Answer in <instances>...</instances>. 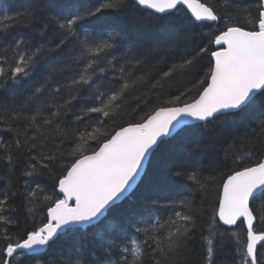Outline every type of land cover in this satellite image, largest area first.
<instances>
[{"label":"snow or ice","instance_id":"1","mask_svg":"<svg viewBox=\"0 0 264 264\" xmlns=\"http://www.w3.org/2000/svg\"><path fill=\"white\" fill-rule=\"evenodd\" d=\"M185 7L191 23L202 26L221 21L217 7L232 9L212 41L220 46L211 51L214 63L193 84L197 94L190 100L186 91L167 90L178 73L198 72L208 48L148 67L152 50L127 29H114L129 8L150 10L149 20L175 28ZM192 37L185 30L183 39ZM0 51L6 54L0 66V132L10 136L0 141V264H264V230L255 226L257 220L264 223V0H225L218 6L200 0H5ZM46 64L53 66L39 86L25 90ZM151 97L157 103L139 122L111 135L101 130L125 114L130 102L139 108ZM241 127L243 135L234 136ZM176 130L193 152L232 137L225 141V166L229 158L244 165L220 181L202 175L200 166L182 164L172 172L204 191L222 184L211 214L206 198L197 202L192 194L178 193L163 203L148 201L165 209L166 218L130 208L119 223L106 220L162 138ZM254 155L258 159L247 166ZM36 176L52 180V194L29 179ZM20 179L22 191L16 188ZM238 222L241 232L221 231V224Z\"/></svg>","mask_w":264,"mask_h":264},{"label":"trees","instance_id":"2","mask_svg":"<svg viewBox=\"0 0 264 264\" xmlns=\"http://www.w3.org/2000/svg\"><path fill=\"white\" fill-rule=\"evenodd\" d=\"M5 0H0V5H3ZM129 4L131 0H128ZM205 4H213L218 6L225 2V0H200ZM237 3L244 4L250 2V0H236ZM220 12L222 19L216 24H208L207 26H202L199 23H191L193 21L189 15L184 10L185 15L180 17L177 21L175 28L162 29L160 22L157 20H149V11L138 12L131 8L127 9L124 13L119 14L117 17V23L114 25L116 31L121 29H127L132 33L133 36L140 38L143 41L144 47L146 49H151V59L148 62V67L157 65L158 61L166 60L169 64L171 62H179L182 55L193 53L198 51L199 47L208 48V52L203 54V59L199 60L197 64L198 72L191 73H178L174 76L171 86L167 90V95H178L181 91H186L187 99H191L197 94V88L193 87L196 80L202 79L205 72L209 67L212 66L211 51H215L214 46L215 36L219 35V29H223L224 19L223 16L225 11H232V9H222L217 7ZM167 19V17H165ZM243 19V17H241ZM246 27L250 25L245 24ZM185 30H191L193 33L192 39L184 40L183 35ZM175 48L170 47L172 44H177ZM122 52H116L115 55H121ZM6 55L3 51H0V66L2 64V58ZM109 59L111 56L108 57ZM52 64H46V67L38 71L30 80V84L26 86L25 90L30 87L39 86L43 76L46 74L47 69L51 68ZM159 65L157 70L159 69ZM166 70V69H165ZM147 71V68L144 69ZM142 74L138 72L137 75ZM190 90V91H189ZM202 90V89H200ZM85 94L88 89L85 86ZM63 95V93H61ZM134 95H140V92H135ZM167 98V96L163 97ZM157 101L155 97H151V102L145 106L143 103L137 105L135 102H130L129 105L125 107V114L121 115L119 118L113 120H107L105 125H102L101 130L107 131L109 135L114 134L120 126L126 127L128 123L139 122L141 117L149 113L152 108L156 105ZM93 117L99 119V114H92ZM72 116L66 119V123H71ZM77 126V125H73ZM80 127H83L80 125ZM245 128L241 127L239 132L234 133L236 137L242 136ZM10 138L9 134L0 132V141H8ZM232 137L225 135L222 140L214 143L210 146L204 147L198 152L190 151L191 144L188 143V139L184 136L183 131L180 130L172 138L163 141L159 147L155 150L149 159L145 174L134 190V192L127 197L119 205L114 206L107 213L106 220H111L113 222L119 223L121 220L125 219L128 210L134 209L137 213H142L143 215L152 214L154 216H164L166 218L167 212L165 209L160 208L157 205H152L148 203L149 200H160L161 203L164 202L166 197L175 196L179 194H192V197L199 202L201 198H206L209 203L205 204V207L209 209V215L211 214V202L215 200L216 195L221 191L222 184L213 183L211 188L207 191L199 189L195 184L188 180H178L172 175V172L180 165H186L191 167L200 166L202 175L208 176L212 175L217 181L226 179L227 175L235 169L239 170V167L244 165L233 164L231 158L228 159L227 165L225 166V153L224 148L227 142H231ZM67 147H72L71 144ZM91 147H96L95 142H91ZM237 147H239V142H237ZM258 159L257 155H254L251 161L245 160L247 166H251ZM19 175V173H18ZM3 174L0 173V189L5 186V181L2 179ZM37 182L44 186L48 194H52V180L47 176H36L34 178ZM35 187V184L32 185ZM24 187V180L20 179L16 185L17 190L22 191ZM261 199H264L262 197ZM260 203V200L256 202ZM17 204H19V199H17ZM255 207V205H254ZM20 228L25 227V221L23 216H21ZM30 224V221L28 222ZM257 230H264V223L259 220L255 224ZM228 229L221 225V231ZM244 227L239 223L235 228L230 229V231L241 232ZM2 231V229H0ZM224 240L229 246H231L233 238L230 236L229 232L225 233ZM198 241L193 242L190 245L196 248ZM262 260H264V248L260 249Z\"/></svg>","mask_w":264,"mask_h":264},{"label":"water","instance_id":"3","mask_svg":"<svg viewBox=\"0 0 264 264\" xmlns=\"http://www.w3.org/2000/svg\"><path fill=\"white\" fill-rule=\"evenodd\" d=\"M183 7V6H182ZM184 10L187 12V14L191 17V13L187 10V8L185 7L184 8ZM147 11H150V10H147ZM193 20H194V17H191ZM198 23V22H197ZM206 23H213V22H206ZM215 47L217 48V50H219V48H220V46L219 45H216L215 44ZM214 63V61L212 60V64ZM180 130H176V131H174L173 133H172V135H170V136H167V137H163L162 138V140L163 141H166V140H168V139H170V138H172L174 135H176L178 132H179ZM161 144V143H160ZM158 148V147H157ZM157 148H155L154 149V151H153V153L155 152V150L157 149ZM152 153V154H153ZM152 154L149 156V158L145 161V163H144V167H143V169H142V171H141V173H140V175L137 177V179H136V183L131 187V188H129L128 189V192L125 194V196L124 197H122L119 201H117L113 206H112V208L114 207V206H117V205H119L121 202H123L128 196H130L133 192H134V190L137 188V186L139 185V183L141 182V180H142V178H143V176H144V174H145V171H146V168H147V165H148V162H149V159H150V157L152 156ZM221 190H222V188H221ZM62 195V194H61ZM71 203V202H70ZM240 222H238L237 223V225L239 224ZM222 225V224H221ZM237 225H235V226H225V225H222V226H224V227H226V228H229V229H232V228H235Z\"/></svg>","mask_w":264,"mask_h":264}]
</instances>
